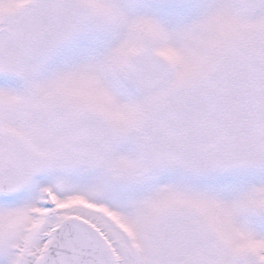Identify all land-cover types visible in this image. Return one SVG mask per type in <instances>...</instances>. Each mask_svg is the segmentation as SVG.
I'll use <instances>...</instances> for the list:
<instances>
[{
	"label": "snow or ice",
	"instance_id": "obj_1",
	"mask_svg": "<svg viewBox=\"0 0 264 264\" xmlns=\"http://www.w3.org/2000/svg\"><path fill=\"white\" fill-rule=\"evenodd\" d=\"M0 264H264V0H0Z\"/></svg>",
	"mask_w": 264,
	"mask_h": 264
}]
</instances>
